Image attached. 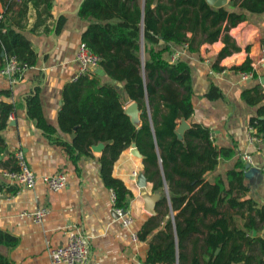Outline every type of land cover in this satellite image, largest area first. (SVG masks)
Listing matches in <instances>:
<instances>
[{"label":"trees","instance_id":"1","mask_svg":"<svg viewBox=\"0 0 264 264\" xmlns=\"http://www.w3.org/2000/svg\"><path fill=\"white\" fill-rule=\"evenodd\" d=\"M232 1L239 10L227 4L217 7L207 0H84L79 9V16L89 20L82 41L101 56L100 65L111 78L125 82V91L143 110V123L137 128L124 111L118 85L83 75L64 89L59 127L74 133L73 140L64 144L75 160L89 153L92 145L107 142L99 159L101 175L115 191L116 207L127 209L132 196L125 183L113 175L114 163L123 150L136 143L145 162V175L155 181V190L165 185L163 179L156 180L161 158L172 207L180 212L174 220H167L163 242L151 246L148 264H264V237L259 234L264 205L244 198L248 191L246 163L239 156L234 167L225 172L226 180L222 174L214 180L207 178L219 159L231 157L234 149L214 145L211 130L199 123L179 138V120H188L195 111L192 68L184 59L171 63L164 57L174 52L171 44L188 42V50L198 52L202 44L218 40L223 30L228 32L246 20L247 13H264V0ZM95 12L109 16L99 20ZM224 40L220 57L238 49L228 34ZM142 41L145 61L140 56ZM10 55L31 66L36 63L29 40L0 17V69ZM214 68L221 70L216 64ZM233 70L253 72V78L257 77L250 58ZM260 88L245 90L243 98L259 104L263 97ZM207 96L212 99L222 93L212 86ZM26 102L30 119L53 138L57 128L44 117L39 93L29 94ZM13 108L12 103L0 101L1 143ZM258 113L251 126L264 136V105ZM16 241L0 231V242L13 246ZM0 264H9L1 253Z\"/></svg>","mask_w":264,"mask_h":264},{"label":"crops","instance_id":"2","mask_svg":"<svg viewBox=\"0 0 264 264\" xmlns=\"http://www.w3.org/2000/svg\"><path fill=\"white\" fill-rule=\"evenodd\" d=\"M83 1L0 0V17L4 18L6 25L21 32L36 53V63L24 72L16 85L11 86L0 73V101L14 105L8 124L2 131L4 142H0V168L16 167L14 151L22 148L27 162L38 176L65 172L69 182L59 191L49 190L41 179L32 188H0V231L17 240L13 246L0 242V253L8 258L9 264H53L50 250L65 244L69 231L77 227L90 237L92 254L89 264H148L146 259L151 246L163 242L167 220H174L180 212L179 208L172 207L168 199L161 158L156 180L163 179L165 185L155 190V181L147 179L148 194L157 195V203L156 213L146 209L145 198L137 184V177L145 174V162L143 155L135 156L130 146L123 150L113 166V175L132 192L127 209L134 223L132 227L124 226L117 219L111 188L101 175L99 159L107 142L97 143L104 145L101 151L94 150L92 145L89 153L76 160L64 144L73 140L74 133L62 131L59 127L63 93L68 84L77 80L76 53L89 25V20L79 16ZM226 4L239 10L232 0H227ZM247 15L246 20L231 27L228 32L223 30L218 40L205 42L198 52L186 50L179 58L186 60L192 68L195 111L188 120L184 117L179 120L176 132H180L184 121L189 124L186 130L199 123L211 130L214 145L234 149L231 157L219 159L215 171L207 176L211 180L218 174L226 180L225 172L234 167L240 154L250 153L252 162L245 171L248 191L244 198L253 199L261 207L264 205V143L249 145L248 128L251 119L259 116V107L264 105V13ZM107 16L108 13H94L99 20ZM225 34L238 49L220 57L225 46ZM171 46L174 51L180 49L179 45ZM143 50L144 46L140 56L145 61ZM171 55L165 54L164 57L170 59ZM248 58L256 78H243L241 71L233 70L234 66L243 64ZM214 64L221 70H215ZM142 75L146 82L144 71ZM88 76L98 78L101 83L118 85L123 94L124 111L136 103L138 116L135 125L137 128L142 126L143 110L139 102L125 91L124 81L111 78L102 65L93 68ZM212 86H216L222 96L210 99L207 94ZM256 86L261 87L263 97L259 104L254 105L243 98V92ZM33 92L39 93L44 117L57 128L53 138L29 117L26 97ZM185 131L180 133L184 136ZM156 149L160 153L159 147ZM18 188L20 190L16 192ZM44 207L49 212L41 222L21 215ZM133 231L141 233L139 240H133ZM259 234L264 237V222Z\"/></svg>","mask_w":264,"mask_h":264},{"label":"built area","instance_id":"3","mask_svg":"<svg viewBox=\"0 0 264 264\" xmlns=\"http://www.w3.org/2000/svg\"><path fill=\"white\" fill-rule=\"evenodd\" d=\"M188 48V42L180 45V49L174 51L170 56V62H176ZM101 60V56L93 52L87 43L82 41L76 53L78 71L75 79L83 75H90L93 68L100 65ZM30 67L31 65L29 63L20 61L16 55H10L6 56L0 73L8 79L11 86H14L22 79L24 72ZM241 75L243 78H247L253 76V72H241ZM257 143H264V136L259 134L254 126H250L248 128V144L255 145ZM240 157L247 163L252 162V156L248 152L241 153ZM14 158L16 168H0V188L8 189L14 186L32 188L41 179L46 183L49 190L59 191L69 183L68 176L65 172L38 176L27 162L25 152L22 148L14 151ZM262 170L264 171V167ZM19 190L18 188L16 192ZM13 193L10 194L13 195ZM111 195L115 202L116 194L113 189H111ZM115 211L117 213V219L124 226H133L134 219L128 209L115 206ZM48 212V208L44 207L34 212H23L21 215L31 217L35 222H41ZM132 238L133 240H139L138 232L133 231ZM91 254L90 237L79 227L69 231L68 240L65 244L50 250V257L53 264H89Z\"/></svg>","mask_w":264,"mask_h":264},{"label":"water","instance_id":"4","mask_svg":"<svg viewBox=\"0 0 264 264\" xmlns=\"http://www.w3.org/2000/svg\"><path fill=\"white\" fill-rule=\"evenodd\" d=\"M211 5H214V6H223L226 4L227 0H207ZM144 46V42L142 41V47ZM144 51V50H143ZM4 55V53H3ZM126 113L131 117V120L132 122L135 124V119L136 117L138 116V105L135 103L134 105H132L129 109H127ZM187 128H189V124L184 121L183 124L181 125V129H180V132L181 131H185ZM178 133V136L179 138H182L183 137V134L181 133ZM132 153L135 155V156H138V157H141L142 154L140 153L136 143H133L132 144ZM92 148L94 150H98V151H101L102 148H104V145L102 144H95L92 146ZM251 166L250 163H247L246 164V168L249 169ZM137 184L139 186V188L141 189V194L144 196L145 198V201H146V209L151 212V213H156V203H157V195H149L148 194V190H147V186H148V180H147V177L145 176V174H140L138 177H137ZM166 192H167V195H168V199H170L169 197V192H168V189L166 188ZM255 232V231H254Z\"/></svg>","mask_w":264,"mask_h":264},{"label":"rangeland","instance_id":"5","mask_svg":"<svg viewBox=\"0 0 264 264\" xmlns=\"http://www.w3.org/2000/svg\"><path fill=\"white\" fill-rule=\"evenodd\" d=\"M180 129H181V128H180ZM180 129H179V130H180Z\"/></svg>","mask_w":264,"mask_h":264}]
</instances>
